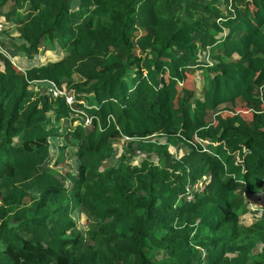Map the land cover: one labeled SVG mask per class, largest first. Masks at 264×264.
<instances>
[{
	"label": "trees",
	"instance_id": "obj_1",
	"mask_svg": "<svg viewBox=\"0 0 264 264\" xmlns=\"http://www.w3.org/2000/svg\"><path fill=\"white\" fill-rule=\"evenodd\" d=\"M0 23L21 54L0 52V264H264V201L240 222L264 193V0H0ZM239 98L249 120L222 115ZM117 136L156 160L105 168ZM58 137L75 172L47 165Z\"/></svg>",
	"mask_w": 264,
	"mask_h": 264
},
{
	"label": "rangeland",
	"instance_id": "obj_2",
	"mask_svg": "<svg viewBox=\"0 0 264 264\" xmlns=\"http://www.w3.org/2000/svg\"><path fill=\"white\" fill-rule=\"evenodd\" d=\"M199 2H205L207 0H197ZM2 30V25L0 27V31ZM3 32V30H2ZM11 37L13 36H5L3 38V45H0V49L3 54L7 55L11 59L16 57V55H21L18 51L17 48L13 45ZM202 55V53L200 54ZM49 57L53 58V55L49 53ZM14 61V59H12ZM27 64L26 62L23 63V65ZM1 65V64H0ZM29 65V64H27ZM25 65V66H27ZM19 68H22L23 66H20L19 62L17 64ZM201 78L202 75H200L198 72L195 73V77H186V80L192 82L193 84L190 85H195L196 87H199L201 85ZM203 81V80H202ZM33 87L35 88H40L42 91L45 93L52 94V86L45 80H38L34 83H32ZM245 100L243 98L236 99L233 103L228 104L225 109L222 112V115H239L238 117L240 119H247L249 120L251 118V112L250 109L245 107ZM208 119L211 121H214V115L209 114ZM85 123H89V118L85 120ZM157 139H160V137H157ZM111 144H112V157L108 158L104 162V167L107 168L109 166H115L119 163V160L121 157H127L129 154H131L129 158V163L131 165H136L141 162L142 159L148 158L152 161H155L156 158L153 155H148L144 152H139L135 148H130L128 145V138L124 136H117L114 138H111ZM161 140H164V138H161ZM51 146V152L50 156L47 158V165L51 167V169H55L57 173L59 174H64L65 172H75L76 171V156L74 153V148L75 146L69 143H66L63 137H58V138H52L50 142ZM189 142L187 141H177V145L175 146H170L169 149L173 153L175 157H180L187 149H188V144ZM214 141L206 138L203 140H200V145L204 146L206 149L208 147L213 146ZM66 145V146H64ZM262 185H264V180L262 181ZM201 186L200 184H197V187ZM261 195V196H260ZM264 193L256 194L253 196H248L245 194V201H246V206H247V212L242 214L240 216V222L241 223H248L256 219L259 208L262 206V203L264 201L263 199ZM73 219L76 223V225L85 230L87 227L88 223H93V219L90 216L89 212L84 209V208H77L73 211L72 213ZM16 221H12L11 224H16ZM255 241V247L253 248V252H257L260 249V241L259 240H254ZM207 255V254H206ZM206 255L203 254V257L206 258Z\"/></svg>",
	"mask_w": 264,
	"mask_h": 264
},
{
	"label": "built area",
	"instance_id": "obj_3",
	"mask_svg": "<svg viewBox=\"0 0 264 264\" xmlns=\"http://www.w3.org/2000/svg\"><path fill=\"white\" fill-rule=\"evenodd\" d=\"M1 23H0V27H1ZM0 52H2L1 51V49H0ZM50 85L52 86V96H56V95H58V94H61V95H63L64 96V98H65V101L68 103V104H71L72 103V99H73V96H72V94H70L69 92H66V91H64V90H60V89H58L53 83H50Z\"/></svg>",
	"mask_w": 264,
	"mask_h": 264
},
{
	"label": "crops",
	"instance_id": "obj_4",
	"mask_svg": "<svg viewBox=\"0 0 264 264\" xmlns=\"http://www.w3.org/2000/svg\"><path fill=\"white\" fill-rule=\"evenodd\" d=\"M18 57H19V60L23 61V57L22 56H18ZM248 223H250V222H248ZM248 223H246V224H248Z\"/></svg>",
	"mask_w": 264,
	"mask_h": 264
},
{
	"label": "clouds",
	"instance_id": "obj_5",
	"mask_svg": "<svg viewBox=\"0 0 264 264\" xmlns=\"http://www.w3.org/2000/svg\"><path fill=\"white\" fill-rule=\"evenodd\" d=\"M244 196H245V194H244Z\"/></svg>",
	"mask_w": 264,
	"mask_h": 264
}]
</instances>
